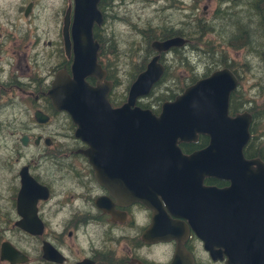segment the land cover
Instances as JSON below:
<instances>
[{"label":"flooded vegetation","instance_id":"1","mask_svg":"<svg viewBox=\"0 0 264 264\" xmlns=\"http://www.w3.org/2000/svg\"><path fill=\"white\" fill-rule=\"evenodd\" d=\"M215 1L223 6L218 13H215L216 9L210 17H207L204 12L205 16L212 22L219 19L217 17L219 13H224L226 16H231L230 19L232 18L233 21L230 22L233 24H229L230 30L225 29L224 26L216 27L209 24L205 35L210 38L206 40L204 54L206 53L207 57L220 59L222 56L223 60H230L226 56H231L233 53L247 52L251 55L258 51L260 56L252 59L257 65L260 63L261 74L264 76V58L262 57L264 46L257 47L254 44V29L249 28L253 26L259 29V32H264V0ZM241 2L248 7L247 10L253 16L254 11H257L259 19L256 18V21L252 22L247 18L245 25L238 27L239 31H235L233 28L236 21L239 22L237 15L240 12L234 14L232 11L236 6L240 7ZM165 3L160 9L157 7V9H151L157 13L159 21L164 16L162 10L178 13L179 10H185L187 6L199 5V0H165ZM112 5V0L99 1L97 9L102 21L100 25H94L92 28L93 38L97 33L95 36L97 41L94 39L98 44L96 65L105 73L101 82L106 81L111 86L107 100L114 91L113 78L119 71H116L113 66L109 67L108 62L103 61L108 54L103 53L101 48L106 42L105 36H111L115 45L117 34L113 36L111 31L101 39L102 28L110 22V19H113L112 21L117 25L125 24L128 32L142 31L143 28L150 26L146 23L141 27L137 26L134 30L131 27V18L128 25L125 19L116 20V17L110 16L109 12L113 10ZM33 8L32 1L21 6L20 13L24 19L26 18L22 21L28 22L26 29L21 20L0 23V172L8 171L12 167L15 171L5 180L8 183L7 187L10 186L11 194L8 201L9 207L3 217H0V224L5 229L11 228L16 234L25 238L19 239L17 243L8 241L26 258L18 264H171L178 249L181 251V259L188 260L191 264H224V257L222 260L212 261L208 253L202 249V242L196 237L189 224L191 215H188L183 207L181 210L178 205L173 204L177 208L173 209L172 203L163 201L164 192L158 191L157 188L152 190L151 187H146L143 168H132L131 173L138 175L142 173L143 176L133 175L134 178L127 181L123 177L113 179L112 169H108L107 187L104 186L100 172L85 155L89 146L75 137L78 126L74 124L66 111L57 109L49 95L58 72L65 71L72 78L71 65L74 55L71 48L68 52L65 51L62 27L68 9H70V20L72 19L73 0H67L61 17H54V20L59 22L56 39L45 40L36 31L30 30L29 20L31 19L28 18L33 13ZM227 18L225 17V20ZM163 25H166L170 32L179 35L187 32L181 33V29L174 30V27L167 26L166 22ZM210 27L213 30H210ZM22 29L25 30L21 32ZM215 31H221L222 35L226 32L224 39ZM191 33L193 35L194 32ZM230 33L232 36L229 37ZM173 36L156 41L161 42ZM241 38L244 40L237 44L235 41ZM184 39L186 42L183 46L173 47L162 53L153 51L149 45L151 55L146 65L151 58L157 56L156 63L164 67V74L166 70L170 71V55L173 56L177 52L181 54L194 52V45L191 46L193 38L191 42L187 37ZM214 62L216 63L210 60V63ZM246 62L245 59L242 65L244 66ZM146 65L142 64L135 78ZM210 68L213 69H205L208 75L203 74L199 78L207 77L212 71L220 70L222 62ZM113 69L114 75L111 73ZM234 75L237 78L235 73ZM86 82L93 87L99 83L93 76H88ZM171 85L172 82L169 86L173 87L167 86L168 91L178 90L174 97L165 100L168 102L173 101L175 96L181 93H178L181 89L176 84ZM255 88L256 95L259 94L261 97L264 86L257 82ZM154 89L153 87L152 90ZM152 90L147 96L141 97L135 106L158 115L165 101L163 103H155L154 100L144 102V98H151ZM126 95L127 92L124 94V99L117 105L112 104L111 108L116 109L123 105L126 102ZM258 105L264 107V96L262 104ZM258 105L253 99H246V106L244 105L245 107L236 112H245L250 118L247 129L248 142L253 151L260 145L261 138H264V127L261 131L257 122L255 106ZM259 112L264 115V109ZM12 115L19 118L18 123H16L18 118L11 117ZM228 115L234 116L230 112ZM177 145L182 155L189 156L205 148L208 145V137L198 134L195 139L187 142L180 141ZM123 172L125 175L128 174L127 171ZM141 180L144 181L143 186ZM132 182L136 184L137 190L135 187L131 190ZM23 183L26 185L22 187ZM35 184L39 188L35 187ZM227 185V181L212 177H204L201 183L202 188L214 189H224ZM141 188L144 190V196L139 193ZM21 189L25 190L24 199L29 201L30 198L32 199L30 202L25 203L22 200L19 202L18 196ZM136 193L143 196L144 200H137ZM146 195L149 196L147 201ZM20 209L31 213V221L27 229L30 232L17 224L23 218ZM156 216L158 217L157 226L154 231H151V222ZM166 219L168 222H165ZM27 241L31 243L32 248L27 249L22 246ZM0 262L10 264L7 261L0 260Z\"/></svg>","mask_w":264,"mask_h":264},{"label":"water","instance_id":"2","mask_svg":"<svg viewBox=\"0 0 264 264\" xmlns=\"http://www.w3.org/2000/svg\"><path fill=\"white\" fill-rule=\"evenodd\" d=\"M99 1L73 0L71 20L67 10L62 32L65 51L71 48L74 55L72 78L65 71L58 72L49 95L57 109L66 111L78 126L75 137L89 146L85 155L100 172L102 183L107 187L111 158L129 154L136 162L131 167L145 170L146 187L164 192L163 201L172 203L173 209H177L173 204L183 207L191 215L189 224L212 261L224 256V264H264V163L246 160L242 154L248 143L249 116L227 115L236 78L225 68L215 71L188 86L173 101L164 102L160 113L154 115L135 104L163 75L155 56L129 85L126 102L112 109L107 100L110 83L101 82L105 73L96 65L98 44L92 28L102 21ZM185 42L173 37L153 41L151 48L162 53ZM88 76L98 79L97 86L86 82ZM198 134L208 137V145L189 156L182 155L177 143ZM111 171L113 179L123 177ZM204 177L225 180L228 185L224 189L202 188ZM133 187L138 189L134 182L131 190ZM24 191L21 189L18 199L28 203L32 199H24ZM143 192L141 188L139 193L144 196ZM140 194L136 193V199L142 201ZM19 211L23 218L17 224L27 230L31 213ZM157 218L151 222V231L156 229ZM0 247L1 261L18 264L26 259L6 240ZM171 264H184L178 251Z\"/></svg>","mask_w":264,"mask_h":264},{"label":"rangeland","instance_id":"3","mask_svg":"<svg viewBox=\"0 0 264 264\" xmlns=\"http://www.w3.org/2000/svg\"><path fill=\"white\" fill-rule=\"evenodd\" d=\"M32 1L33 2V13H31V16H29L28 19L30 24V30L36 31L39 35L43 36L45 40L47 38L49 39H56L57 37V29L59 22L57 20H54V17H61L62 12H64L66 2L67 0H0V23L4 21H14V20H21L20 22L26 29L27 23L22 20H25L22 17L21 6L24 5L27 2ZM113 2V10L110 11V16L116 17V20H124L127 22V24H130L131 18V27L137 29V26L146 24L152 25L154 28H161V26L166 22L167 26L174 27V30H180L182 29V32H186V27H189L194 32L193 35L188 36L189 41L191 42V38H193L194 41H192L191 46H193L194 53L188 52L187 53V60L190 61L193 66L197 64V60L199 61V64L195 66L194 68H191L190 70L194 69V72L197 74H200L202 71H205V69L212 70L213 68H210V66H215L216 63L221 62H227L223 60V57L219 59V57H207L206 53L204 54L203 50H205V42L206 39L210 38L208 35L201 36V33H204L209 24L215 25L216 27L224 26L225 29H229V24L227 22L233 21L230 19L231 16H221L217 20H213L212 22L207 18L210 17L211 14L216 10L215 13H218L221 6H223L221 3L217 4L215 0H199V5L195 6H187L184 10H179L178 13L168 12L166 10H162V16L160 18V21L157 20V13H154L151 9H160L161 6H164L165 0H112ZM243 2V1H242ZM241 2V3H242ZM157 7V8H156ZM165 8V7H163ZM248 7L245 5H241L240 7H235L232 11L234 14H240L237 15V18L239 20L236 21L235 31H239L238 27L245 25L244 22H247V18L252 20L253 14L247 10ZM18 10V12L16 11ZM206 12V16L204 14ZM18 14L20 16H18ZM218 15V14H216ZM167 17V18H165ZM225 17H228L227 20H225ZM241 17V18H240ZM113 19H110V22L104 25L102 28V37L113 31L114 34H117L115 37V45L113 44L112 37L105 36V41L103 44V48L101 50L103 53L108 54L106 58H103V61L108 62L109 67L113 66V68L116 71H119L118 74L115 73V70H111V73L114 75L115 78L113 82V88L114 91L112 93L113 96H116L123 92V87L125 85V79L124 77H129L131 74V77L135 78V75L133 72H136L140 66L150 58V54L145 51H141L142 55H139L136 59H129L130 53V43L132 41H135L136 45H143L144 42L139 39V36L133 33L128 32V29L125 24L117 25ZM141 21V22H138ZM150 21V22H149ZM224 21V22H223ZM161 22V23H160ZM192 22V23H191ZM160 23V24H159ZM183 24V26H181ZM166 27V26H165ZM113 30H112V29ZM25 29H22L21 32H23ZM141 29V28H140ZM144 29V28H143ZM138 31V30H137ZM136 31V32H137ZM257 32H255L254 35V42L255 44L258 42H261V39H259V36L257 35ZM95 36H97V33H95ZM94 36V39L96 37ZM191 37V38H190ZM198 39V40H197ZM97 41V39H96ZM146 48V47H145ZM202 50V51H201ZM117 53L115 54L114 53ZM186 53V52H185ZM173 55V54H172ZM185 54L181 53H174L173 56L170 55V62L171 67L170 71L166 70L165 80H161L158 84L154 86V90H152V93L150 94L149 99L144 98V102H152L155 97L157 96H163L166 94L164 91H166V88L170 87L169 85L172 82V85L176 84V80H178L177 85L179 86L181 83L188 80L186 78L188 76V72L190 70H187L189 65L188 62L185 61L184 56ZM191 55V56H190ZM248 56V57H247ZM230 59L232 62V68L231 71L238 74V86L235 90V95H238V105L239 106H246V99H253L255 103L262 104L263 102V96H264V90L261 91L263 94L261 97L256 95V88L255 85L258 82L259 85L264 86V76L261 74V66L256 64L255 60L252 59L250 55L247 54V52H239L236 54H232L231 56H226ZM264 58V54L262 55ZM247 60L246 64L243 66L242 63ZM211 61H216V63H210ZM228 60V59H226ZM144 61V62H143ZM143 62V63H142ZM264 65V64H263ZM190 68V67H189ZM122 74V75H121ZM208 75V73H206ZM204 74V75H206ZM114 77V76H112ZM131 79V78H130ZM191 83H189L190 85ZM117 85V86H116ZM163 85V86H162ZM171 85V86H172ZM159 86V87H158ZM165 86V87H164ZM187 84H185V87ZM173 87V86H172ZM170 87V88H172ZM167 88V89H168ZM183 91V90H182ZM181 90L178 92H182ZM168 93V92H167ZM171 97H174V93H170L168 97H164V99L169 100ZM162 99V101H165ZM143 102V101H142ZM244 106V107H245ZM254 109V108H252ZM256 112H257V118H258V125H260V130L262 131L264 127V115H261L259 110L264 109L261 105L255 106ZM11 117H16V115H12ZM19 122V118L16 121V123ZM1 139V138H0ZM260 145L264 148V138H261ZM44 166L42 167L43 171ZM15 171L13 167L4 172H0V217H3V214L6 212V209L9 207V197L11 194L10 186L7 187V182L5 181L8 179L12 174H14ZM5 178V179H4ZM3 180V182H2ZM10 185V184H9ZM3 234V235H2ZM19 239L23 240L25 239L21 235H18L15 233L14 230L5 229V227H2V224H0V242L1 241H9L12 243H17ZM23 247L29 249L32 248L31 243L29 241L26 242V244L22 245ZM0 264H7L5 262H0Z\"/></svg>","mask_w":264,"mask_h":264},{"label":"trees","instance_id":"4","mask_svg":"<svg viewBox=\"0 0 264 264\" xmlns=\"http://www.w3.org/2000/svg\"><path fill=\"white\" fill-rule=\"evenodd\" d=\"M242 4L245 5L244 3H242ZM254 12L256 14L254 13V16L252 17V22H255L256 21V18L259 19V15L257 14V11H254ZM221 16H224V13H219V15L217 17L219 18ZM231 23L233 24V22H229L228 24H231ZM165 26L166 25H162L161 28L158 27L156 29L152 25H150L148 28H144L142 31H137V32L136 31H133L132 33L135 34V36L138 35L139 36V39L142 40V42H144V43H143V45L140 46L139 44L136 45L135 41H132L130 43V46H131L130 53H127V54H129V57H127V58H129V59H136L139 55L142 54L141 51H143V50H146L145 52L150 53L151 51H150L149 45H150V43H151V41L153 39H155V40H161V39H164L166 37H172L173 35H175V36L178 35L181 38H185V37H188L189 35H192V33H191L192 30L189 27H186L187 28L186 29V31H187L186 34H184V35L183 34H180L179 35V34H176L174 32H170V29L166 28ZM181 26H183V24ZM249 28H253L254 29L253 30V33H254V31H258L259 30L257 28H254L253 26H251V27L249 26ZM210 30H213V29L210 27ZM181 33H183L182 32V29H181ZM216 33L218 34L219 37H221V38L224 39V37H225L224 35H225L226 32L223 35H222V32L221 31H218ZM204 34H205V32L204 33H201L200 35L203 36ZM227 35H226V37H227ZM257 35L259 36V39H261V42H258L257 41L256 46L257 47L264 46V32L261 33V32L258 31V34ZM228 36L230 37V36H232V34L230 33ZM244 38L237 39L235 42L237 44H239L240 42H242V40H244ZM204 44H206V42ZM189 52H191V51H189ZM204 52H205V50H204ZM187 53L188 52H186L183 57H184L185 61L188 62V65L190 67V68L188 67L187 70H190L191 68H194L195 66H197L199 64V61L197 60V64L193 66V64L190 61L187 60ZM191 53H194V52L192 51ZM250 56L255 59L256 57H259L260 54L257 51L256 53L251 54ZM224 60L227 61V62H222V67H226V68H228L230 70L232 68V62L230 60H226V59H224ZM145 65H146V62H145ZM138 71L139 70H137L136 72H133L134 75ZM188 73L189 74L186 77V78L189 77L188 80H186L185 82L181 83L179 86L177 85L179 79L176 80V85L181 89V91L185 88V84H187V86H188L189 83H194L199 77H202L203 74H206L207 72L206 71H202L200 74H197L196 72H194V69H193V70H190ZM131 74H130L129 77L128 76L127 77H124V78H126L125 79L126 81H125V85L123 87L124 88L123 89V92H121L120 94H118L116 96L111 95V97L108 99L109 100V103L111 105L112 104L117 105L118 103H120V101H122L124 99V94H126V92H127L128 85L134 79L133 76L131 77ZM166 74H164V76ZM236 75H237V80H239L238 79V77H239L238 74H236ZM164 80H165V78H163V81ZM177 90L178 89H175L174 91L173 90H169L168 91L167 88H166V91H164L166 94H164L163 96H157V97H155L154 102L155 103H163L164 101H162V99H164V97L165 98L168 97L170 93H174V95H175V93L177 92ZM164 100H167V99H164ZM238 100H239V97H238V95H235V90H234V92L231 93L230 102H229V111H230L231 114H235L237 111L241 110L244 107V106H239L238 105V103H239ZM242 154H244V157L246 159L258 157L260 160H263L264 161V148L261 145H258L257 148H256V150L253 151L252 147L250 146V142H248V144L246 145V147L243 149Z\"/></svg>","mask_w":264,"mask_h":264},{"label":"bare ground","instance_id":"5","mask_svg":"<svg viewBox=\"0 0 264 264\" xmlns=\"http://www.w3.org/2000/svg\"><path fill=\"white\" fill-rule=\"evenodd\" d=\"M161 67L163 69L162 74H164V67L163 66H161ZM162 79H163V75H162L161 79L155 84H158ZM155 84H153L151 87L153 88L155 86ZM140 98H137V99L140 100ZM134 164H136L135 159L132 156H130L129 154H124L123 157H119V158L115 155L114 157L111 158V161L109 163V168L114 170V171H117L118 173H122L124 180L127 181V179L131 180L133 178V173H131V171H132L131 166ZM122 170L127 171L128 174L124 176V172ZM169 191H170V189H169ZM171 193L173 194V192H171ZM207 211H209V209Z\"/></svg>","mask_w":264,"mask_h":264}]
</instances>
